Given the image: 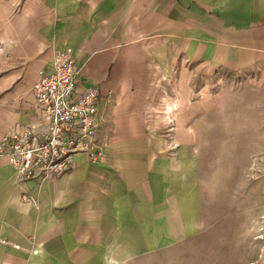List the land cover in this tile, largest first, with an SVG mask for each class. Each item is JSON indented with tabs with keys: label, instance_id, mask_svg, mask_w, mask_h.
<instances>
[{
	"label": "crops",
	"instance_id": "crops-1",
	"mask_svg": "<svg viewBox=\"0 0 264 264\" xmlns=\"http://www.w3.org/2000/svg\"><path fill=\"white\" fill-rule=\"evenodd\" d=\"M66 48L76 93H99L98 157L77 152L36 182L0 156V264H122L139 252L159 185L190 162V77L264 56V0H0V136L44 130L32 87Z\"/></svg>",
	"mask_w": 264,
	"mask_h": 264
},
{
	"label": "rangeland",
	"instance_id": "rangeland-1",
	"mask_svg": "<svg viewBox=\"0 0 264 264\" xmlns=\"http://www.w3.org/2000/svg\"><path fill=\"white\" fill-rule=\"evenodd\" d=\"M249 58L190 77V162L159 185L156 218L122 264H264V56Z\"/></svg>",
	"mask_w": 264,
	"mask_h": 264
},
{
	"label": "built area",
	"instance_id": "built-area-1",
	"mask_svg": "<svg viewBox=\"0 0 264 264\" xmlns=\"http://www.w3.org/2000/svg\"><path fill=\"white\" fill-rule=\"evenodd\" d=\"M77 73L71 49L57 51L50 70L42 73L32 87L37 109L45 120L44 130L27 127L0 136V156L8 159L20 180L41 182L66 172L77 152L97 159L94 146L99 93L90 87L77 94Z\"/></svg>",
	"mask_w": 264,
	"mask_h": 264
}]
</instances>
